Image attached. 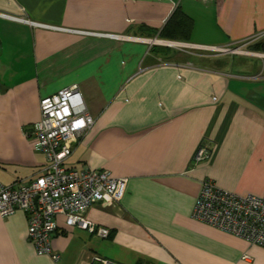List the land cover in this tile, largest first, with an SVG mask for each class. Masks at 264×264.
<instances>
[{
    "label": "crops",
    "instance_id": "obj_1",
    "mask_svg": "<svg viewBox=\"0 0 264 264\" xmlns=\"http://www.w3.org/2000/svg\"><path fill=\"white\" fill-rule=\"evenodd\" d=\"M177 8L193 19L189 40L161 35ZM0 10L125 36L0 17V182L41 170L26 130L43 97L73 84L95 120L65 166L127 179L119 202L87 211L107 238L56 216L59 261L36 253L24 211L0 215V264H264L263 247L193 214L205 179L264 194V0H0ZM251 38L253 54L223 50ZM204 142L210 155L193 161Z\"/></svg>",
    "mask_w": 264,
    "mask_h": 264
},
{
    "label": "built area",
    "instance_id": "obj_2",
    "mask_svg": "<svg viewBox=\"0 0 264 264\" xmlns=\"http://www.w3.org/2000/svg\"><path fill=\"white\" fill-rule=\"evenodd\" d=\"M0 17L27 22L36 27L100 34L114 39L125 37L114 33L55 27L1 10ZM230 50L231 48L224 49ZM40 112V120L26 130V135L32 139L34 148L45 155L46 162L35 176L9 185L0 182V215L7 217L17 210L24 211L28 219V239L34 245L36 253L59 261L60 254L53 250L51 244L52 235L57 228L56 216L63 214L66 225L77 226L107 238L110 229L90 221L87 211L107 198L119 202L125 193L127 179L116 177L106 169L65 166L74 146L95 120L85 108L82 92L77 84L43 97ZM209 155V147L205 142L201 143L193 161L204 160ZM193 214L197 219L226 229L251 244L264 248V194H237L219 187L211 179H205ZM94 260L98 264H120L100 256H95Z\"/></svg>",
    "mask_w": 264,
    "mask_h": 264
},
{
    "label": "trees",
    "instance_id": "obj_3",
    "mask_svg": "<svg viewBox=\"0 0 264 264\" xmlns=\"http://www.w3.org/2000/svg\"><path fill=\"white\" fill-rule=\"evenodd\" d=\"M193 26V19L177 8L163 27L161 35L167 39L189 40Z\"/></svg>",
    "mask_w": 264,
    "mask_h": 264
},
{
    "label": "rangeland",
    "instance_id": "obj_4",
    "mask_svg": "<svg viewBox=\"0 0 264 264\" xmlns=\"http://www.w3.org/2000/svg\"><path fill=\"white\" fill-rule=\"evenodd\" d=\"M256 39H248L246 41H243L241 43H237L235 46H232L231 50L229 51V54L233 53V54H253L255 50V46L256 45ZM152 45L158 43V40L157 39H154V40H150L149 41ZM168 43V42H167ZM162 44V43H160ZM164 44V43H163ZM169 45V44H167ZM175 46V45H174ZM176 46L177 47H180V48H185L186 45H184L182 42H178L176 43ZM212 50V51H211ZM217 50L216 48H211L210 49V52H213ZM224 50V49H223ZM235 50V52H234ZM222 51V50H221ZM257 52V51H256ZM259 54V53H258ZM261 54H264V52H261ZM237 57V56H236ZM264 57V56H263ZM237 59H240V56L237 57Z\"/></svg>",
    "mask_w": 264,
    "mask_h": 264
}]
</instances>
